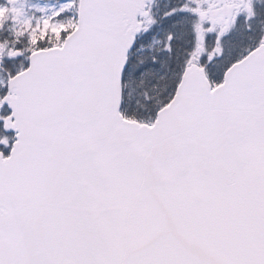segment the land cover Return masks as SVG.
I'll list each match as a JSON object with an SVG mask.
<instances>
[{"label": "snow or ice", "instance_id": "snow-or-ice-1", "mask_svg": "<svg viewBox=\"0 0 264 264\" xmlns=\"http://www.w3.org/2000/svg\"><path fill=\"white\" fill-rule=\"evenodd\" d=\"M0 264H264V0H0Z\"/></svg>", "mask_w": 264, "mask_h": 264}]
</instances>
